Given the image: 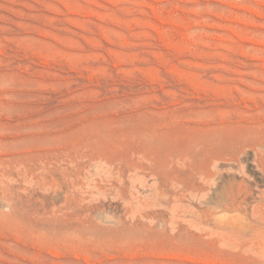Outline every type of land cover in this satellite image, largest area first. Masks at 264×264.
Segmentation results:
<instances>
[{
  "label": "rangeland",
  "instance_id": "rangeland-1",
  "mask_svg": "<svg viewBox=\"0 0 264 264\" xmlns=\"http://www.w3.org/2000/svg\"><path fill=\"white\" fill-rule=\"evenodd\" d=\"M0 264H264V0H0Z\"/></svg>",
  "mask_w": 264,
  "mask_h": 264
}]
</instances>
